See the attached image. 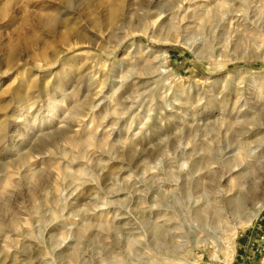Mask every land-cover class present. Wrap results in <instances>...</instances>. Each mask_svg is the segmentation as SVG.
Here are the masks:
<instances>
[{
  "label": "rangeland",
  "instance_id": "1",
  "mask_svg": "<svg viewBox=\"0 0 264 264\" xmlns=\"http://www.w3.org/2000/svg\"><path fill=\"white\" fill-rule=\"evenodd\" d=\"M0 264H264V0H0Z\"/></svg>",
  "mask_w": 264,
  "mask_h": 264
},
{
  "label": "bare ground",
  "instance_id": "2",
  "mask_svg": "<svg viewBox=\"0 0 264 264\" xmlns=\"http://www.w3.org/2000/svg\"><path fill=\"white\" fill-rule=\"evenodd\" d=\"M61 22H65L64 21V19H62V21ZM55 23V20H50L49 19V21H48V23H47V25L48 26H52L53 24ZM69 28V27H68ZM65 40H64V44L65 45H68V46H72V45H77L78 44V41L76 40V39H74L73 37H70L68 34H65ZM244 124V123H243ZM247 124L246 125H241L240 127H239V130L238 131H240L242 134L243 133H245L246 131H247ZM253 136V135H252ZM251 137V136H250ZM255 137V136H254ZM247 139V138H246ZM230 162V161H229ZM245 164V163H244ZM197 165H198V163H196L195 162V164H194V169L196 170L197 169ZM236 169V168H235ZM262 207H263V204L262 205H260L259 207H258V209H257V211H260L261 209H262ZM257 213H259V212H257ZM257 213H256V215H257ZM255 216V215H254ZM161 231V230H160Z\"/></svg>",
  "mask_w": 264,
  "mask_h": 264
}]
</instances>
